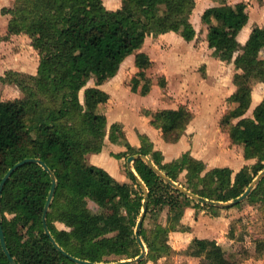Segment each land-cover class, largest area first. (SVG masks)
<instances>
[{
	"label": "trees",
	"instance_id": "1",
	"mask_svg": "<svg viewBox=\"0 0 264 264\" xmlns=\"http://www.w3.org/2000/svg\"><path fill=\"white\" fill-rule=\"evenodd\" d=\"M15 1V8L8 10L12 16L9 29L32 38L40 65L37 74L28 77L32 86L16 80L26 93L24 98L11 101L0 98V184L16 163L26 158L44 161L57 177L47 222L60 247L76 258L92 262H112L107 257L113 255L118 257L114 261L135 259L141 254L135 248L134 234L145 205V191L131 170L129 175L141 194L87 159L88 154L103 150L107 135L108 120L101 107L110 95L100 85L116 76L125 59L135 54L140 71L132 78V91L150 93L152 80L146 69L152 60L139 50L151 33L174 31L187 41L193 40L196 29L190 16L196 0H122L123 6L117 10L107 9L103 0ZM249 18L245 1L231 5L224 0L222 5L209 7L202 15L209 26L208 42L215 49L214 55L232 61L239 52L235 65L243 73L236 74L238 91L231 97L236 106L223 118L222 125L229 126L234 142L244 145L246 159L261 161L257 175L264 169V99L255 108L253 117L245 114L252 102L251 82H264V26L254 27L249 40L242 45L238 34ZM92 79L95 85L87 87ZM85 87L83 103L80 92ZM146 114L161 129L164 139L172 143L180 140L193 119L185 106ZM140 138L141 147H133L122 124L111 125L112 142H125L132 155L150 157L175 182H180V175L186 171L184 186L199 196L195 199L181 192L145 160L137 159L136 173L149 190L147 212L152 206H168L175 219H181L185 207L193 201L214 206L237 199L253 181L247 167L233 177L232 168L208 169L204 161L190 152L165 162L162 151L155 150L147 136ZM112 155L123 158L126 154ZM51 187L50 172L37 162L17 169L4 187L2 227L18 264H78L58 250L45 232L43 216ZM88 198L101 207V214L89 211L85 202ZM57 221L71 230L58 228ZM174 229L173 225H158L150 237L142 227L141 236L151 251H162L170 247L166 238ZM160 237L162 244L157 246ZM194 243L197 246L194 256L204 257L210 264H230L215 240L196 238ZM0 264H11L1 239ZM127 264L146 262L143 259Z\"/></svg>",
	"mask_w": 264,
	"mask_h": 264
},
{
	"label": "rangeland",
	"instance_id": "2",
	"mask_svg": "<svg viewBox=\"0 0 264 264\" xmlns=\"http://www.w3.org/2000/svg\"><path fill=\"white\" fill-rule=\"evenodd\" d=\"M103 1L104 4L107 2L105 6L109 10H117L123 6L122 0H116L119 5L117 6L116 4L114 9L109 7L111 1ZM217 1L221 3L224 2V0ZM243 1L247 2L249 12L253 15L256 14L258 7L263 4L262 0ZM15 6V0L12 1V3L0 0V98L4 101L22 99L26 96V93L22 91L16 80L22 81L25 85H33L32 80L28 78L32 74L18 71V68L21 65H24L26 68H31L36 65L39 67L40 65V55L38 50L33 46L32 38L24 33H15L9 29V22L12 16L8 13V10L14 9ZM248 31L249 28L246 29V33L240 36L241 41L246 42V34ZM152 35L157 34L151 33L150 36ZM146 49L152 52V58L155 60V64L151 66L150 70H148L149 67L146 69L147 75L152 80V83L154 81L155 85L152 96L149 98L133 96L131 95L133 93H131L129 89H126L127 86L131 87L132 78L140 71V69H138V71H132V63L129 62L124 66L128 79L121 90V99L133 105L141 104L149 106L153 108L151 109L153 111L166 108V106L187 107L193 114V120L191 121L189 133H187L185 140L190 142L194 136L196 137V149L200 156L205 158L208 169H213L217 166L230 167L234 171L233 177H235L240 170L247 167L248 173L253 177L252 184L264 170H261L256 175V169L261 166V161L258 158L246 159L244 145L234 142L230 137L229 126L222 125L223 118L235 107L231 97L226 98V95L223 96V91H226L225 88L228 87V83L219 85L216 80L207 79L204 68L198 70V68L195 67L193 69H188L185 73V81L187 84L183 85L184 90H180L179 92L172 91V95L166 86V68L164 67V64H168L166 57L168 54L167 49L169 48L166 44L149 40ZM173 58H171L172 63L173 61L176 63V58ZM192 60V55L189 52L186 53L184 63L190 65L194 64L190 63ZM170 63L168 65L172 66V63ZM168 71L172 73L174 69L171 67V70L169 69ZM11 72H17L20 73V75H13ZM251 83L253 86L256 81L253 80ZM94 85L95 81L92 79L87 87ZM87 87L80 92V98L83 103L85 102L84 92ZM222 87H224V89ZM105 109L106 106L104 104L101 107V111L104 112ZM147 111L149 110L144 109L142 113L146 114ZM237 121L238 119L234 120V122ZM110 132L111 126L107 128L106 138L108 137L109 140ZM110 142L116 145H113V148L117 150L116 152L112 151L111 154L123 152L126 154L123 158H117L120 160L119 167L124 176L120 178V181L130 184L138 194H141V190L129 175L130 167L128 166V158L132 156V150L128 149L125 142L115 143L111 140ZM141 145L136 148H140ZM171 156L174 157V155ZM171 156H169V160ZM165 158L166 157H164V159ZM262 164H264V162ZM131 166L135 170L134 163H132ZM186 174L187 172L184 171L180 175V182L177 183L184 186L187 183ZM251 184L245 191L250 189ZM85 202L92 214H101L102 209L94 200L88 198ZM220 203L214 206H208L193 201L190 206L185 207L181 219H175V213H171L168 206H152L146 214L143 228L150 237L153 236L152 234L158 225H163L165 227L173 225L175 229L171 231H183L190 229V227L181 223L182 218L186 216L189 223H195L198 222L199 215L204 212L202 222L197 225L198 231L199 233L203 231L209 236L211 233H214L216 229L220 230L221 235H218L219 239L215 241L223 248L224 254L230 264H264V177L258 184L252 187L250 195L243 201L229 207H224ZM192 209L196 210V213H188V211ZM170 215L172 216L171 221H169ZM7 216L12 217L10 214H7ZM224 218L228 219L227 225L225 223V230L222 229L225 222ZM56 225L60 229L71 230V228L62 222L57 221ZM136 230L137 227L135 228V237ZM170 232H168L166 238L170 246L168 249L162 251L155 249L151 251L148 244L145 243L147 249L144 260L146 264H210L204 257L193 255L197 250V246L194 243L195 239L178 237V235H174V233L170 234ZM161 239V237L157 239V246H161V241L163 240ZM136 243L138 244H136V250L140 249L142 252L138 240ZM107 259L116 262L114 260L118 259V257L113 255L107 257Z\"/></svg>",
	"mask_w": 264,
	"mask_h": 264
},
{
	"label": "crops",
	"instance_id": "3",
	"mask_svg": "<svg viewBox=\"0 0 264 264\" xmlns=\"http://www.w3.org/2000/svg\"><path fill=\"white\" fill-rule=\"evenodd\" d=\"M5 1L8 3H12V1L14 0H5ZM109 1H111L109 3V7L112 9H114L116 4L117 6L119 5V3L116 2V0H109ZM242 1L243 0H227V3L234 5ZM262 3L263 4L260 7H258V9L256 10V14L254 15L251 14L248 9V13L250 17L249 21L247 25L238 34V40L242 45H245L247 43L254 27L264 26V0H262ZM105 5H107V2H105ZM220 5H222V3L217 0H196V6L193 10L192 15L190 16V21L192 22V24L196 29V37L193 40L187 41L179 33L174 31L152 35V36L148 35L143 47L139 50L140 52H144L147 55H149V57L152 60L151 66H153L155 64L154 62L155 60L152 58V52L146 49V45L148 41L151 40L153 42L155 41L156 43H163L167 45V47L169 48L167 49V53H168L166 57V61H168L167 63L168 64L170 62L172 63L171 58L173 57L176 58V63L173 61L172 66L168 64H164V67L166 68L165 69L166 86L167 89L170 90V93L172 95H173L172 91L179 92L180 90L181 91L184 90L183 85L187 84L185 81L186 80L185 73L186 71H188V69H193L195 67H197L198 70L204 68L205 70L204 72L207 76V79H214L218 82L219 85H221L222 83H226V84L228 83V87L225 88L226 91H223V96L226 95V98L232 97V95L238 91V86L234 83V76L236 73L243 72L242 69H238L237 66L235 65V58L237 57L239 52L235 53L234 58L230 62L216 57L214 55L215 49L211 48L208 42L209 26L202 19V15L207 8L213 6H220ZM247 28H249V31L246 34V42H243L240 40V36L243 33H246L245 31ZM188 52L192 55V59H193L192 62L190 63H194V64L190 65L184 63V57H186V53ZM135 60H136L135 54L128 56L125 59V61L122 63L117 75L109 79L102 85H100V88L108 92L110 95L109 101L105 104L106 109L104 111L107 116L108 127H110L114 123L122 124L127 133L128 141L133 147H138L141 145L140 135L147 136L148 138H150V141L153 143L154 149L155 150L159 149L160 151H162L164 157H166L164 160L165 162L167 161L171 162L179 158L183 153L190 151L191 155L194 158L202 160L206 163L205 158L200 156L198 150L196 149L197 148L196 137L194 136L190 142L185 140L187 133H189V126L191 123L188 125L185 134L180 138L178 142L175 143L167 142L163 137V133L161 129L156 128L151 123V117L142 113L144 109L149 110L151 112H158L164 109H178L181 106L179 107L166 106V108L163 109L161 108V109H157L156 111H153L151 110L153 108L149 106H145L141 104L133 105L121 99L120 97L121 90L123 86H125V82L128 79V75L124 66L126 65V63L130 62L132 63V71H138L139 68L136 66ZM151 66L148 68V70H150ZM171 67L172 69H174V72L172 73L168 71L169 69L171 70ZM18 71L36 75L38 72V65L32 66L31 68L28 67L26 68L24 65H21L18 68ZM222 88L224 89V87ZM126 89H129V91L133 93L131 94L133 96H141L143 98H149L152 96V93L154 92L155 85L153 81L152 89L150 93H148L147 95H142L140 92L132 91V88L130 86H127ZM263 99H264V82L257 81L253 85L252 102L245 116L253 117V112L255 108L263 101ZM234 104H235L234 106H236V103ZM160 131H161V135H160ZM113 145L116 146L114 143H111L109 138L107 137L105 140V145L103 150L100 153L88 154L87 159L89 163L106 169L114 178L120 181L121 180L120 178L124 176L122 175V171L119 167L120 160L112 156L111 154L112 151L114 152L117 151L114 150L115 148H113ZM171 155H174V157H172ZM169 156H171L170 160L168 159ZM189 212L196 213V210L192 209L188 211V213ZM203 213L199 215L198 217L199 220L198 222L195 223L192 222L189 223L187 217L185 216L184 218H182L181 223L186 225L187 227H190V229H186L183 231H171L170 234L174 233V235H178V237H182L186 239L199 238V239L218 240L219 239L218 235H221L219 229H216L215 232L211 233V235L209 236H207V234L204 233L203 231L199 233L197 225L202 222ZM224 220L225 222L224 225L222 226V229L225 228V223L227 225L228 219L224 218Z\"/></svg>",
	"mask_w": 264,
	"mask_h": 264
},
{
	"label": "water",
	"instance_id": "4",
	"mask_svg": "<svg viewBox=\"0 0 264 264\" xmlns=\"http://www.w3.org/2000/svg\"><path fill=\"white\" fill-rule=\"evenodd\" d=\"M137 159H143L145 160L153 169H155L168 183H170L173 187H175L176 189L180 190L181 192L191 196L192 198L195 199H199V196L192 193L190 190H188L186 187H184L183 185H181L180 183H177L175 181H173L171 178H169L164 172H162L155 164L154 162L151 160L150 157L148 156H144L141 154H136V155H132L129 156L128 158V166L130 167V170L135 174V176L137 177L138 182L142 185L144 191H145V205L143 207V211L142 214L140 216V219L138 221L137 224V230H136V237L137 240L141 246L142 252L141 254L135 258L134 260L128 259V260H120V261H116V262H107V263H103V262H92L89 260H83L80 258H76L72 255H70L69 253H67L62 247H60V245L56 242L52 232L50 231V228L48 226V222H47V214L50 210L51 204L53 202L54 199V195L56 192V188H57V177L56 175L50 170V168L47 166V164L40 160V159H35V158H26L18 163H16L12 168H10V170L6 173V175L4 176V178L1 181L0 184V239H1V243L3 246V249L5 251V253L7 254L11 264H18L15 260V258L12 256L7 242H6V237H5V233H4V229L2 227V208H1V201H2V195H3V190L4 187L6 185V183L8 182V180L11 178V176L13 175V173L19 169L21 166L30 163V162H37L39 164H41L48 172H50L51 176H52V187L47 199V203L45 206V211H44V216H43V220H44V224H45V232L49 235V237L51 238V240L53 241V243L55 244V246L58 248V250H60L61 252H63L67 257L71 258L73 261H75L78 264H127L129 262H139L141 260H143L146 256V244L141 236V230L146 218V214H147V210H148V199H149V190L147 189L145 183L142 181V179L139 177V175L136 173V171L132 168V163H134ZM264 177V170L259 174V176L257 177V179L251 184L250 189L246 190L241 196H239L237 199L235 200H231L229 202H221L220 204L224 207H229V206H233L241 201H243L244 199H246L252 190V187H254L256 184H258L262 178Z\"/></svg>",
	"mask_w": 264,
	"mask_h": 264
}]
</instances>
